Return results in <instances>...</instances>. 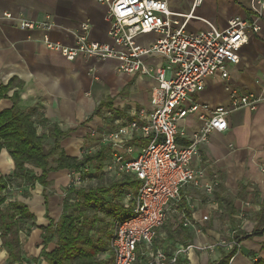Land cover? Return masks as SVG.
<instances>
[{
	"label": "crops",
	"instance_id": "1",
	"mask_svg": "<svg viewBox=\"0 0 264 264\" xmlns=\"http://www.w3.org/2000/svg\"><path fill=\"white\" fill-rule=\"evenodd\" d=\"M194 3L195 0H168L173 12H193L186 24V30L193 32L206 29L209 23L224 29L233 16L252 18L256 7L254 0H203L195 9ZM0 9L33 21L52 16L60 28L51 33V39L66 46L74 44L72 32L83 23L91 25L90 41L111 43L108 9L98 0H0ZM157 38L149 34L138 42L149 46ZM240 56L239 64L228 67V79H206L196 99L212 106L228 105L235 92L254 94L263 100L256 111L241 109L231 113L226 131L212 132L198 145L193 167L204 170L203 185L217 179L219 186L213 194L206 193L203 187H185L180 210H185L191 224L184 226L185 219L173 214L151 247L139 245L136 264H149L158 251L166 254L168 264H219L230 252L217 244L234 240L235 234L240 236V247L230 264H264V232L244 239L264 227V21L259 34L250 36ZM144 62L153 70L166 66L165 59L157 55L146 57ZM119 64L113 59L100 62L82 56L69 61L46 47L40 31H22L12 22L0 20V86L11 84L7 96L0 99V113L11 109L12 98L17 96L19 108L31 116L39 134L48 133L51 125L67 133L61 143L67 155L81 159V154H102L89 165L86 174L55 171L48 176L49 187L22 183L14 192V200L24 204L35 217L21 232V264H47L40 257L44 247L42 228L50 225V219L59 220L65 199L82 203V189L98 191L97 205L102 209L97 216L113 227L117 219L130 216L135 208L139 182L132 175L109 169L115 150L109 138L141 110H150L156 82L141 72H120ZM42 120L48 122L47 126L40 125ZM202 126L197 114L180 122L179 144H190ZM52 144L49 140L48 145ZM130 144L136 156L144 142L135 134ZM27 167L35 175L41 174V170ZM14 170L8 150L0 149V179L11 176ZM72 176L83 177L81 183L85 182V186L72 185ZM71 186L74 192L69 193ZM204 217L208 219L204 221ZM53 248L54 244L48 246V250ZM186 248V252L178 253ZM0 264H11L1 233Z\"/></svg>",
	"mask_w": 264,
	"mask_h": 264
},
{
	"label": "built area",
	"instance_id": "2",
	"mask_svg": "<svg viewBox=\"0 0 264 264\" xmlns=\"http://www.w3.org/2000/svg\"><path fill=\"white\" fill-rule=\"evenodd\" d=\"M254 1L252 18L233 16L224 29L209 23L206 29L193 32L186 30L193 12H173L168 0H98L108 9L111 43L90 41L91 25L83 23L78 31L72 32L74 44L71 46L51 39V33L60 28L52 16L33 21L0 9V20L10 21L22 31H40L46 47L69 61L81 56L100 62L113 59L120 63V72H141L156 82L151 92L150 110H141L133 121L113 131L109 138L115 149L109 169L132 175L139 182L132 214L115 222L110 241L112 264H136L139 245L151 247L159 238V230L173 214L185 219L184 226L191 224L185 210H180L185 187H203L206 193L213 194L219 186L217 179L203 185L204 170L193 167V160L199 154L198 145L206 141L210 133L226 131L231 113L241 109L256 111L263 98L233 92L228 105L212 106L198 101L196 96L204 90L206 79L217 76L228 79V67L240 63L241 49L250 36L261 31L264 0ZM202 2L195 0L194 9ZM180 18L185 21L181 22ZM149 34L158 36L153 44L145 46L138 42L140 37ZM156 55L165 59L166 66L153 70L145 65L144 59ZM192 114L198 115L203 126L190 144L181 145L179 124ZM135 134L144 142L136 156L130 144ZM88 171L89 166L82 173ZM81 182L80 177H75L73 184ZM7 189L8 201H14L17 188L8 186ZM217 245L229 252L235 249L238 252L240 242L232 239ZM168 263L166 254L158 251L149 264Z\"/></svg>",
	"mask_w": 264,
	"mask_h": 264
},
{
	"label": "trees",
	"instance_id": "3",
	"mask_svg": "<svg viewBox=\"0 0 264 264\" xmlns=\"http://www.w3.org/2000/svg\"><path fill=\"white\" fill-rule=\"evenodd\" d=\"M10 87L11 84L0 86V99L7 96ZM12 99L13 107L0 113V149L8 150L15 166L11 176L0 179V233L2 246L10 256L11 264H21V232L35 217L24 204L16 200L8 201V186L19 188L22 183H39L47 188L51 172H82L93 161L100 159L102 154H87L81 159L67 155L61 144L67 133L51 125L48 133L39 134L31 116L19 108L17 96ZM47 123L42 120L40 125L47 126ZM49 140L53 141L51 146L48 145ZM28 165L41 170V174L35 175ZM72 192L74 186L69 189V193ZM97 192L94 189H82L79 192L84 198L82 203L74 204L65 199L59 220L50 219V225L42 228L44 247L40 257L47 264H112L113 253L109 242L115 224L108 229L109 225L105 224L108 222L97 216L102 209V206L97 205ZM263 232L264 227L258 228L251 235H245L244 239L260 236ZM234 239L241 240L238 234H235ZM50 244H54V248L48 250ZM236 253V249L231 251L219 264H230Z\"/></svg>",
	"mask_w": 264,
	"mask_h": 264
},
{
	"label": "rangeland",
	"instance_id": "4",
	"mask_svg": "<svg viewBox=\"0 0 264 264\" xmlns=\"http://www.w3.org/2000/svg\"><path fill=\"white\" fill-rule=\"evenodd\" d=\"M81 155L84 156V155H87V154H81ZM73 183H74V177L72 176V185H74ZM85 184H86V183L84 182V185H83V183H81V184L76 185V186H77L78 188H81L82 186H85ZM105 224L109 225V226H107L108 229H109V228H110V229L112 228V224H110V223H109V224H108V223H105ZM225 241H226V242H230V241H232V238H231L230 240H225ZM228 251H229V250H228ZM150 261H151V260H150ZM150 261H148V263H149ZM146 262H147V261H146ZM146 262H145V263H146ZM136 263H137V262H136Z\"/></svg>",
	"mask_w": 264,
	"mask_h": 264
}]
</instances>
